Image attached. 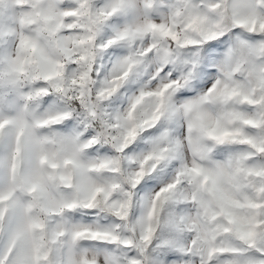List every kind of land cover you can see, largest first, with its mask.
I'll return each mask as SVG.
<instances>
[{"label":"clouds","instance_id":"1","mask_svg":"<svg viewBox=\"0 0 264 264\" xmlns=\"http://www.w3.org/2000/svg\"><path fill=\"white\" fill-rule=\"evenodd\" d=\"M0 264H264V0H0Z\"/></svg>","mask_w":264,"mask_h":264}]
</instances>
